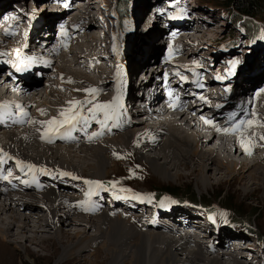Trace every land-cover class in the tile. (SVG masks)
I'll return each instance as SVG.
<instances>
[{
  "label": "bare ground",
  "instance_id": "obj_1",
  "mask_svg": "<svg viewBox=\"0 0 264 264\" xmlns=\"http://www.w3.org/2000/svg\"><path fill=\"white\" fill-rule=\"evenodd\" d=\"M24 1L25 0L22 1L20 7L18 6V18L16 17L17 19L11 20L12 24H14L13 27H15L16 30L18 29V33L13 39V42L8 43H10L11 46L19 47V50L25 55L26 53H31L34 55L38 67H42L38 68V71L41 73L42 79H45V82L44 86L41 87L40 81L42 80L39 77H35L31 73H27V75H19V77L16 78L14 84L11 85L9 92L14 95L12 96V99L17 101L16 103H18V106L24 107L26 111L23 113H18L16 110H13V116L8 120L1 121L0 123V130H2L0 132V139L3 140L0 141L3 143V145L0 144V166H3L5 169L9 163L15 164L16 168L18 167L17 165H19V172L22 174L25 171V168H27L29 165H32L34 166L32 168H35L37 173L40 174L41 177L39 178V182L43 183V185L40 187H36V185H30L25 187L23 190L6 189L2 186V177H7V179L4 180L10 184L14 183V179L12 174L9 175L11 172L6 171V174L5 171L2 169L0 170V214L2 213L7 215V218H1L0 216L1 250H3L5 247L4 244H2V240L5 243L8 236L13 237V240H10V242L14 244L20 242V239H17L21 236L23 239L25 238V240H28L29 242H35L36 240H39V238H37V232L39 227L42 226L41 224L51 225L54 228V231L58 233L56 234L58 237H61V229H59L60 225L58 224V221L61 219L66 220L70 224L83 225L84 229H81L83 233L87 232L86 228H93L96 225L90 220L91 218L86 215L83 217L77 216L76 218L71 219L72 206L69 205V200L65 198V193H60L59 191L56 192V190H54L57 189L59 185H57L55 188L53 184H50L47 180L43 182V175H41V170L39 168L42 165L48 167L50 166L52 169H55L54 167L58 166L56 168L58 170H63L65 166L64 164H68L67 166H70L69 168H74L76 165L81 168L80 170L88 171L95 176L108 175L109 173L115 172L116 170L118 163L116 162L115 156L116 154L123 153L120 150L121 144H125L127 148V145H129L132 140H134L133 145L136 148V152H138L141 159L147 160L151 169L157 175H166L170 169H176L179 167V165L185 166V164H200L204 166V169L214 165L216 168H225L228 175L239 173L245 174L249 168L261 165H263L261 167L264 169V139L261 138L264 137V131L261 130L262 125L258 117V104L261 95L258 92V95L252 96V92L254 91L251 90L252 87L249 88L246 93H243L244 90L242 89L248 88L252 84L255 85L256 83H247L246 85L241 83L235 85V82L238 79V73L236 74L235 71L234 73L229 74L225 77L220 88L216 92L217 94L215 97V103L220 106L214 110L207 108L204 104L200 103L198 100H195L193 92H191V84L188 83L189 77L192 74V71L189 68L190 62L198 60L200 63H202L203 60H205V57H203L202 54L197 59H195L193 54L198 52L201 53L203 51L202 47L205 44H201L200 42L198 49H196V43L194 40L196 38L199 40L210 37L209 34H211V31L216 30L217 27H211L212 25L210 26L207 24L204 18L202 21H204V24L206 25L200 21L195 24L194 22L180 18L175 22L178 24V26H167L166 29L169 27L168 32L177 27H180V30L176 31L174 29V32L169 33L167 42L168 49L165 54V59L163 58V62L161 60V63L156 66L157 64L155 63L157 61L155 62L154 55L158 50V46L154 40L157 38L156 36L158 33L153 30L154 35L152 36V39L154 43L152 42V44L154 45H148V37L145 33V28H149L152 25V23H150L152 19L148 20L151 18L150 15L155 13L154 15H156L157 18L158 16L160 17L157 8H159L161 4L158 3L159 5L156 8L153 6V13L150 12V14H148L146 17L143 16L140 24L139 21L137 24H135L136 26H139H137L136 30L132 32L131 36L133 37H131V40L134 42L133 45L135 48L133 46L132 47L134 50L136 49L135 52H140L139 57L141 60H143L144 57L147 58V60L141 61L142 63L139 66L142 70L139 72L141 73L144 71V69H146V64L150 65V68L154 67V70L157 71L159 67V72L165 69L164 75L161 76L160 74L159 80L156 83L157 85L149 90V92H146V101L150 100L149 106L155 105L152 103H155L156 100H158V103L171 102V110L175 112V115L166 116L162 119H159L156 121L157 125H155L152 122L155 120L152 117L154 112L147 110L145 105H143L140 106L142 109H140L141 111L137 109L139 112L138 114L143 117V119L140 121L136 120L138 124L136 123L135 129H131L130 124L135 122L133 119V114H135V112L129 107V104H132L137 97H143L145 95V93L139 88L135 89V86L131 87L130 85L131 92L129 95H127L129 100L126 103L123 96L127 90L124 88V91L122 92V87L117 81L116 84L118 86L111 87L112 93L114 92L117 94V96L119 95V102L118 106L113 104L112 108L107 110L109 115L108 119L105 118V111L97 110L94 113L89 111V109H94L95 105L98 104L96 102L97 100L95 99H100L102 94L109 92L103 91L105 85L102 81L104 79L106 81L107 77L110 79L112 78L111 80L114 81L119 73L117 72V68L114 64L116 57L119 56H116V53L119 52H114L112 44L114 43L115 45L117 42V46L119 48V46H121L120 41H116V38L111 37L112 44L107 46L106 50L102 51L103 45H107L106 38L105 36L100 38L95 34L94 30L96 29V22L87 13V10H90L89 6H87V10L76 13L74 12L76 11V8L69 6L73 0H56V5L54 4L55 0H47V2H43L42 6L40 5L41 2L38 3L40 0L36 1V3L34 2L35 0H29L31 1L30 4L32 5L30 8H28L29 5L25 7ZM106 1L107 0H104V2ZM115 2L116 0H114L113 5ZM154 2H156V0H154ZM194 3H190V14L201 18L205 16L208 20L213 22V25L217 24L218 20H216L210 12L213 11L212 9L208 10L204 7V5L201 6ZM63 4L69 7H64L61 9ZM16 8L17 7H14V9ZM24 9L27 10L26 13ZM32 9L34 10L35 14H33L34 16L31 15L32 17L28 19L27 14L29 11L32 12ZM12 10L13 9H10L7 12H12ZM57 10L64 11L65 13L59 12L53 16ZM145 10L146 9L143 11ZM143 11L141 12L144 14ZM117 12L115 13L112 10L111 14L114 13L115 16L117 14L118 17L119 12ZM196 12L200 13L197 14ZM0 13L2 12L0 11ZM3 13L6 12L3 11ZM47 13L49 14L47 16L49 19L50 17H54V21L57 20L62 24V30L59 34L60 37L58 39V44L52 49L51 53H48V55H54L51 56V59H45L43 55V50H45V47L42 44L47 40H42V38L48 39V30L44 31L45 34L39 31L34 36L33 32H30L32 31L30 28L31 22L27 24L29 27L25 25L27 21L29 22L30 19H35L36 17L39 18L40 15H42V18L39 24H44V18ZM72 13H76V15L74 17H69L68 15ZM53 20L49 21L52 22ZM256 21L257 23L259 22V20ZM170 24L174 23H171L170 21ZM35 26L36 24L33 25L32 28ZM38 29L42 30L43 27L36 28L34 31ZM204 30H208V32L206 33ZM52 31L55 30L53 29ZM160 32L161 30L159 31L158 35H160ZM242 32H244V30H242ZM180 33L188 35L189 38L179 39L178 35ZM260 33L264 34V29H261ZM76 35H79L78 38L76 37V41H80L78 46H76L78 44L77 42L75 45H73L71 42V38L73 39V37ZM81 40H83V42H81ZM159 43L160 42H157V44ZM182 44L183 46H181ZM255 45L256 49H254V51L256 53H259V51L264 53L263 35L257 36ZM8 47L0 44V48H4L6 50V56L8 54ZM39 48L41 50H39ZM184 53L186 55H184ZM71 55H74V57L72 56L73 59L67 61L65 58ZM111 55L113 58H111ZM217 56L222 58L220 54H217ZM6 60L8 61V58H6ZM92 60L101 62L100 66L95 69L94 74L97 75V73H103V75H100L101 78H99V80L102 81L100 82L97 78L95 82L96 86L91 84L94 83V81L91 79L89 80L86 75H84V77L83 75L75 76L78 71L75 70V68L74 70L72 69V67L80 66L84 67L83 70H86L87 66ZM122 60L123 58L121 59V63L123 64L124 60ZM262 62L264 63V58L262 59ZM84 63H86L85 66L83 65ZM127 70L128 69L122 71L124 73ZM137 71L138 69L134 70L132 74L129 73L127 79L125 80L129 81L131 79V75L133 76L137 73ZM80 72L82 73L81 70ZM120 75L121 74H119V77ZM262 75H264L263 69L259 73V76ZM54 78H58L57 83H55L56 81L54 82ZM70 80L76 81L78 84L71 85L69 84ZM253 82H255V79ZM205 84H209V82H206ZM63 87H67L69 90L65 91ZM93 88L97 91L94 94H91V91L88 90ZM158 89L160 90L158 91ZM209 89H211V87H209ZM133 90L135 91L133 92ZM163 90H166L168 93L166 97H164L162 94ZM239 90L241 95L237 93L236 96V91ZM63 91L66 92L68 96H65L66 94L64 93L62 94ZM40 92L45 93L46 97L42 98L48 101H44L43 99L40 100V98L37 99L35 97V94ZM225 94L228 95L231 102L230 104H227L223 107L224 104H222V99H224ZM117 96L112 98L109 96H103L104 98L101 100L102 102L99 103L111 104V102H113L114 98ZM83 98H85L87 103H82L75 106H72L68 103L69 101L85 102ZM146 101H136L134 104L143 103ZM30 106H33L38 111V118L40 122L37 123V134H34L30 128H25L35 124L32 114L33 112L27 109ZM70 107L74 112H78L79 114L77 119L73 122L75 125L74 127L68 124H63L64 126H57L49 125L47 123L54 117L57 121L63 120L65 117L61 116V112L65 109H69ZM218 110H220L219 113L217 112ZM209 111H211V113ZM207 112L210 114H207ZM44 115H47L48 118L44 117ZM93 115L95 118H93ZM79 117H84V119H80ZM205 120H210L212 123H206ZM101 121L104 122L103 126L100 123ZM248 121L252 122L250 129L253 134L257 135L258 146L252 151V147L255 146V143L252 141L250 148L251 154L247 155V152L244 154H246L245 158H251L253 155L257 156V158L253 159V162L251 159L248 161L240 160V162H237L235 159H230V156L228 157L227 155V153H229V148H234L233 154H236L235 143H228L227 139H225V137H221V135L229 133L237 135L240 130L246 126ZM148 123L152 125H148ZM187 123H189L190 128H195L196 125L201 124L210 133V136L203 138L200 136V134H196L194 131L190 132L188 128L189 126H186ZM218 128L220 131L217 130ZM224 129H229V131L225 132L223 131ZM81 130H84L85 132L80 133ZM93 133L100 134L93 135ZM118 133L120 135H117ZM90 137L91 139H89ZM202 144L213 145V147L208 150H203L201 149ZM61 145H63L64 148H62ZM259 147L261 151L258 154L257 151ZM146 151L149 153L144 155L143 152ZM153 152H155L156 155H154L155 153L153 154ZM223 153L226 154L223 155ZM215 154H218L219 156L222 155V157L217 158L216 156L215 158ZM19 156L25 159V162ZM69 159L75 161H70ZM158 160L163 161V164H169V162L170 164L165 167L161 165ZM174 160L177 161L174 162ZM239 165L241 171L236 172L237 170L235 169ZM106 166L108 167V172H106ZM206 177L207 176L202 173L201 181L206 182ZM262 178L263 182L261 184L264 186V176ZM92 185H94V183L90 184V186ZM60 186L72 188L70 185L60 184ZM242 188H244L245 191L249 189V187H247L245 184ZM69 196H73V194H69ZM29 197L31 199H38L41 201L40 204L43 205L46 210L45 218H40V215H35L31 212L26 213V209L28 208L21 207L20 204L22 203H19L21 202V199L24 201ZM36 208H39V206L36 205ZM14 209H16V211ZM171 215L175 218L181 217V214L178 211H173ZM99 216L102 217L104 224H109L108 226H111L108 231L93 236V241H96V239L99 240L103 236L110 239L121 234L120 237L122 238V242L119 243V246H116L113 242L109 243L112 245L108 249V251L111 252L110 256L112 263L226 264V262L223 261V258H225L223 255L212 254L211 256H206V251L197 246V244L195 245L192 240L186 236H179L178 238L172 236L169 237V235L168 237L165 236L160 232V229H164V226L161 224L158 225V227L147 228L146 230H148V232L146 233V230L143 232L139 231L134 223H132L128 218L122 217L121 215H112L110 213L100 212L96 215V217ZM33 217L37 218L36 223L33 225V234L35 233L33 236L35 237H30L27 236V232L30 231L28 228L29 222ZM193 223L199 224L198 221L194 220ZM102 227L103 229L105 228L104 225H102ZM14 229L16 231H14ZM171 231V229L168 230L170 234H172ZM143 233L148 235L145 236ZM219 233L225 238L228 236L229 232H222L220 230ZM73 234L83 237V234H80L79 231L74 232ZM233 235L232 236L236 239L241 238H239L238 234ZM209 238L210 235H206L204 237L205 241H208ZM244 241H247L248 243L244 249L249 250V242L255 241V239H247ZM221 243L222 239L220 238L216 246L212 247V251L216 252L217 246L221 245ZM126 245V248H128V251H130L127 252V250H125L123 254H120L121 250ZM131 250L133 253H131ZM229 260L230 261H228V264H244L241 263V260H244V258H241V260L231 258Z\"/></svg>",
  "mask_w": 264,
  "mask_h": 264
},
{
  "label": "rangeland",
  "instance_id": "obj_2",
  "mask_svg": "<svg viewBox=\"0 0 264 264\" xmlns=\"http://www.w3.org/2000/svg\"><path fill=\"white\" fill-rule=\"evenodd\" d=\"M22 1L23 0H0V11L2 13H3V11L8 13L9 16H10V14H12V15H14V19H17L18 18V15H17L18 6L20 7V4L22 3ZM36 1H38V0H35L34 2L36 3ZM44 1L47 2V0H40V1H38V3L41 2L40 5L42 6ZM113 1L114 0H107L106 1L109 9H111ZM194 2L197 5H201V6L204 5V7L208 10L212 9L213 11H210L212 13V16L216 20H218L217 24L211 26L214 28L217 27L216 30L211 31V34H209V35L211 37V40L215 41V42H213V45L215 46L214 47L215 55L220 54L221 56H224V57L233 58L236 61V67H237L236 74L238 73V75H237L238 79L235 82V85L241 84V83H243L245 85L247 83H250V84L251 83H257L260 80L261 76H259V73L262 69H263V73H264V63L262 62V59L264 58V53L262 51H259V53H256L254 51V49H256L255 43H256L257 36H261V35L264 36L263 33H260L261 29H264V0H258V1L256 0L257 10L262 9V11L255 12L256 11V9H255L254 13H246L243 11L240 12L241 8L239 9V11L237 9H234L236 7L238 8V6H236V7L233 6L232 1H229V0H193V2H192V0H156V2H154V0H123V2L121 1V3L123 4V7H124V10L122 12L123 13L126 12V17L123 16L124 21L120 20V22H118V19L120 18V16H122L121 9H120L121 5H118L115 3L113 5V12L116 13L118 11L119 12V13L117 12L118 17H117V14L115 16L114 13L110 16V18H111L110 22L112 24V27L110 29H108V34L111 33L112 38H116V41L119 40L121 43L120 44L121 46H119V48H118L117 42L114 45V43L112 44L111 38L108 40L105 37L107 39L108 43H107V45L104 44L102 47L103 48L102 51H104L107 49L108 44H110V45L112 44L113 45L112 48H113L114 52L115 51L119 52V53H116V56H118V55L119 56L116 57V59L114 61V64L117 68L116 70L119 73H118L117 77L114 79V81L111 80L112 78L110 79L108 77L106 78V81H105V79L103 81L99 80V78H101L100 75H103V73H99V74L97 73L96 76H97L98 80L100 82L101 81L104 82L103 84L105 85V88H103V91L104 92L109 91L108 93L102 94V96H100V99H95V100H97L96 102L98 104H100L102 102L101 100H103V98H104L103 96H109L110 98L117 96L116 93H114V92L112 93V89H111L112 86H118L116 84V81L121 85L122 92L124 91L123 90L124 88L127 90V92L123 96L125 98V103L128 102V100H129L127 95H129L131 92L130 85H131V87L135 86V89L139 88L142 92H144V89L146 87H150L149 90H151L155 85H157L156 83L159 80V76H160V74L162 75V73H163V71L159 72V67H158V71H157V70H154V67L150 68L149 67L150 65L146 64V69H144V71L141 73L139 72L142 70L139 66L142 63L141 61H145V60H147V58L144 57L143 60H141L139 57L140 52H135L136 49L135 50L133 49L134 42L131 40V37H133L131 35H132V32L134 30H136V27L139 26V25L136 26L135 24H137L138 21L140 24L143 16L146 17L148 14H150V12L153 11V6H154V8L158 7V5H159L158 3H160L162 5V8H166V11H168L169 15H172V17L169 18V17H167L168 16L167 14H162L160 17L158 16V18H157L156 15H154L155 14L154 13L153 15H150L151 18L148 19V20L152 19L150 21V23H152V25L149 28H145V33L147 34V37H148L147 38L148 39L147 40L148 45H154V44H152V42L154 43V41H155L156 45L158 46V50H157L156 54L154 55L155 56V62L156 61L158 62V63L157 62L156 63L154 62V63L157 64L156 66H158V64L161 63V60L163 62V60L165 59L164 54H166V52H167L166 44L168 47L167 42H168V37H169V33H170V32H168V29H169V27L173 26V24H171V26H169L168 29H166V27L168 25H170V24H168L170 22V19L176 18V15H174V14L180 9V5H182V3H186V5L188 6V9L190 10L191 9L190 3H194ZM24 3H25V7L29 5L28 8H30V6H32L30 4L31 1H29V0H25ZM237 4H239V2H237ZM149 6L151 9L149 8ZM14 7H17V8L14 9ZM28 8H27V10H28ZM10 9H13L12 12H7ZM144 9H146V10L143 11ZM24 10L26 13L27 10L26 9H24ZM141 11H143L144 14ZM59 12L62 13L64 11L57 10V12H55V14L53 16H55ZM2 13H0V16L2 15ZM196 13L199 14L200 12H196ZM33 14H35V12L32 9V12L29 11V13L27 14V18L29 19L30 17H32L31 15H33ZM48 15H49L48 13L45 15L44 24H42V25L39 24L40 20L42 18V15H40L39 18L36 17L35 19H30L29 22L27 21V23L25 25L27 26V24H29L31 22L30 28L32 29V31H30V32L31 33L33 32L34 36L39 31L41 33L45 34V32H44L45 30L46 31L48 30V32L53 30L52 26H53L54 21L50 22L49 20H53L54 17L53 18L50 17V19H49V17H47ZM159 18H160V20H159ZM158 20H159V22H158ZM247 20H250V22H246ZM256 20H261V21H259L257 23ZM144 21H145V19H144ZM35 24H36V26L34 28H32V26ZM115 24H116V26H115ZM27 27H29V26H27ZM40 27H43V29L42 30L38 29V30L34 31L36 28H40ZM243 28L245 29V32H242ZM153 30L156 31L158 34H159V31L161 30L160 35H158L156 33L157 34L156 37L158 39L155 38L154 41L152 39V36L154 35ZM204 31H206V33L208 32V30H204ZM78 36L79 35H76L75 37H73V39L71 38V42L73 45L78 43L76 45V46H78L80 44V41L79 42L76 41V37L78 38ZM1 37L2 36L0 35V38ZM55 37L56 36L54 35L53 39H55ZM178 37H179V39L189 38V36L184 34V33H180L178 35ZM248 37H249V40H248ZM42 40H47V39L42 38ZM52 41L54 42V40H52ZM229 41L231 42L230 43L231 47L228 48L226 50V52H224L222 50V47L225 43H227ZM81 42H83V40H81ZM157 42H160V43L157 44ZM181 46H183V44ZM75 50H76V47H75ZM184 55H186V54L184 53ZM193 55H194L195 59H197L201 55V53L198 52V53H195ZM72 56L74 57V55H71V56L67 57L68 59L67 58H65V59L67 61H70L73 59ZM111 58H113L112 55H111ZM122 58L124 60V61L122 60L123 64L121 63ZM176 58H178V57H176ZM85 64L86 63H84L83 65L85 66ZM74 68H75V70L78 71V73L75 76L83 75L80 72V70L82 71L84 69V67H80V66L72 67L73 70H74ZM125 69H128V70L123 73V71ZM136 69H138L137 73L134 74L133 76L131 75V79L129 81H126L125 79H127L128 74L129 73L132 74V72H134V70H136ZM245 70H247V71H245ZM145 73H146V75H145ZM119 74H121L120 77H119ZM67 76H69V75H67ZM83 77H84V75H83ZM254 79H255V82H253ZM41 80L43 81V82L40 81L41 87H43L45 79H41ZM160 80H161V78H160ZM93 81H94V83H91V84L95 85L96 80H93ZM26 82L28 83L27 80H26ZM74 82H76V81H74ZM76 84H78V82H76ZM252 85L248 88H242L244 90L243 93H246L249 90V88L252 87ZM63 88L65 90L67 87H63ZM68 90H69V88H67V90H65V91H68ZM134 91L135 90H133V92ZM63 93L66 94L65 96H67L66 92L63 91L62 94ZM94 93L91 92V94H94ZM144 93H145V95L143 97H137L134 102L135 103H136V101L142 102V100L146 101V92H144ZM237 93H239V95H241L240 90L236 91V96H237ZM10 96L12 97L14 95L12 94ZM35 97L37 99L40 98V100H41V99L45 98L46 96L40 92V93L35 94ZM83 99L85 100V98H83ZM43 100L48 101L45 99H43ZM134 102L132 104H129V107L135 112V114H133V119L135 120V122H132V124H130L131 129H135L136 123L138 124V122H136V120L140 121L141 119H143V117H141L138 114L139 113L138 110L141 109L139 107V105L142 103L134 104ZM222 102L224 104L223 105V107H224L225 105L230 104L231 100L228 97V95L225 94L224 99H222ZM152 104H154V103H152ZM52 107H54V106H52ZM30 108H31V110L33 109L32 114H33V119L35 121V124L32 126H29V127H25V128H30L34 134H37V123L40 122V120L38 118V111L33 106H30L28 110H30ZM219 111L220 110H218L217 112L219 113ZM152 122L155 125H157L156 120H155V122L154 121H152ZM148 125H152V124L148 123ZM186 126H189V123H187ZM188 128H189L190 132L195 131V129L190 128V126ZM9 130H12V129H9ZM1 131L2 130H0V132ZM117 135H120V134L118 133ZM1 140L2 139H0V141ZM133 142H134V140H132V142L129 145H127L128 150L134 151L132 158H131V156H127L126 158H123V159L119 158V161H117V158H116V162L118 164H117L115 172H111L108 175H104V176H101V175L95 176V175H92L88 171L80 170L81 168L76 166V165L74 166L73 169L75 171H79L83 175L93 176L92 179L93 178L94 179L110 178L114 174H116V175L117 174H124L125 173V170H124L125 167L123 166V164H127V162H129L131 159L134 160L136 158L137 161L144 164L143 166L147 171V173H146L147 180H144L143 183L137 182V184L134 185L135 187L137 186V188H140L143 186V188H152L153 189V185H154V188L160 187L159 185H163L165 187L167 186L168 188H179L180 187L183 189H189V190H191L190 196H191V198L194 199V201L201 202V201H204L206 199H209L207 201V203H212V205L216 204L217 206H220V208L225 207V206H222V204L225 201L230 202L231 203L230 207H233L237 211V214L239 215L240 218L236 219L234 217L236 220V225L227 230V232H229L228 237L231 238L233 236H236L233 234H238L239 237H243L245 239H255L257 241V244H258V245L254 244L255 250L258 249L257 251H260L262 248H264V186L261 184L263 182L262 177L264 176L263 175L264 169L261 167L263 165L257 166V167H251L245 172V174L239 173V174H233V175L229 174L228 175L226 173L225 168H222V169L216 168L214 165L212 167L204 169V166L200 165V164H197V165L185 164V166L179 165V167L176 169L175 168L170 169L166 175H157L153 172V170L151 169L150 164L147 162V160L141 159L138 152H136V148L133 145ZM227 142L228 143L230 142L229 139H227ZM122 144H121L120 150H123L126 148L125 144H123V145ZM61 146H62V148H64L63 145H61ZM68 146H70V145H68ZM123 146H124V148H123ZM212 147H213V145H209V144H207V145L202 144L201 145V149H203V150H208V149H211ZM233 152H234L233 149L229 148V153H227V155H228V157L230 156L229 157L230 159H232V160L235 159V161H237V162H240V160H247L248 161L250 159L253 162V159L257 158V156H254V155L251 158H245V157L239 156L237 153L234 155ZM147 153H149V152L148 151L143 152L144 155H146ZM154 153L155 152H153V154ZM78 154H81V153H78ZM224 154H226V153H223V155ZM118 155L120 156V153ZM154 155H156V153ZM216 156H217V158L222 157V155L219 156L218 154L217 155L215 154V158H216ZM70 161H75V160H70ZM158 161L161 165H163L165 167L170 164V162H169V164L168 163L163 164V161H161V160H158ZM176 161L177 160H174V162H176ZM250 164H251V162H250ZM64 165H65L64 169L61 171H65L67 169H70L69 168L70 166H67L68 164H64ZM40 167H44V168L46 167L45 170L47 169L46 171L43 170L42 168L40 169L41 175H43V177H42L43 182L47 180L50 184H55V185H59V186H60V184L61 185L62 184L67 185V184H65V182L68 183V179H66L65 177L59 179L56 176V175H59V173L58 174L56 173V171H58V169H56L58 166L54 167L55 169H52V168H50V166L48 167L45 165H42ZM235 170H237L236 172L241 171L240 165L237 166V168ZM108 171H109L108 167L106 166V172H108ZM202 173H204L207 176L206 182L201 181V174ZM260 173H262V174H260ZM48 174H51V175H48ZM43 178H45V179H43ZM244 184L247 187H249V189H247L246 191L244 190V188H242ZM49 186H51V185H49ZM57 189H54V190H56V192H58ZM19 203H22V204H20L22 208H28V209H26L28 211V212L26 211V213L31 212L32 214L40 215L39 216L40 218H43V217L45 218V216H46L45 207L40 204L41 201H39L38 199L34 200V199H31L29 197V198H26L24 201H22V199H21V202H19ZM36 205L39 206V208H36ZM71 209H72L71 219H74L77 216L83 217L86 215L89 218H91L90 220L94 224H96L95 227L86 228L87 232L83 233V231L81 230V229H84L83 225L70 224L66 220L61 219L58 221V224L60 225L59 229H61V237H58L56 235L58 233H56L54 231V228L51 225H45V224H41L42 226L39 227L38 232H37V236H38L37 238H39V240H36L35 242H29L28 240L26 241L25 238L23 239V237L21 236L17 239V240L20 239L19 240L20 242H17L16 244H14V243L10 242V240L11 241L13 240V237L8 236L5 243L2 240V242H3L2 244H4L5 247L3 248V250L0 249V264H120L121 262H117V263L111 262V260H112L111 256H110L111 252H109L108 249L112 246L109 244L110 242H113V243H115L116 246H119V243L122 242V238L120 237L121 234L119 236H115V238L113 237V238L109 239L108 237L103 236V237H101L102 239L100 238L99 240L96 239V241H93V236H95L99 233H103V232L108 231L111 225L108 226L109 224H104L102 221V217H100V216L96 217V215L98 213H94V214L81 213V212H77L73 207ZM14 210L16 211V209H14ZM187 213H189L190 217L195 215L194 211H192V212L189 211ZM0 216H1V218H4V217L7 218V215L2 214V213L0 214ZM97 218H99L100 220ZM159 220L162 223H165V220H161V219H159ZM36 221H37L36 217L31 218V221L29 222V227H28L30 231L27 232V236L31 237V236L35 235V233L33 234V232H34L33 225L36 223ZM102 225H104V227H105L104 229H103ZM162 226H164L165 230L160 229V232L167 237H168V235H169V237H171L172 235L170 234V232H168V230H170V227L166 226L164 224H162ZM14 231H16V230L14 229ZM77 231H79L80 234H83V237H79V235L73 234L74 232H77ZM152 231H153V228H152ZM145 232L147 233L148 230H146ZM146 233H143V234H145V236H146V235H148ZM59 235H60V232H59ZM33 237H35V236H33ZM222 237L224 238V236H222ZM156 246H158V245H156ZM126 247H127V245L125 247H123L120 254H123L125 252V250H127V252L130 251V250L128 251V248H126ZM131 253H133L132 250H131ZM263 253H264V251H263ZM206 256H211V255H206ZM223 261L226 262V264H228V261H230V260H228L227 258H223ZM241 263H243V262H241ZM125 264H133V263L126 262ZM155 264H159V263H155ZM177 264H179V263H177ZM246 264H252V258L246 259Z\"/></svg>",
  "mask_w": 264,
  "mask_h": 264
},
{
  "label": "snow or ice",
  "instance_id": "obj_3",
  "mask_svg": "<svg viewBox=\"0 0 264 264\" xmlns=\"http://www.w3.org/2000/svg\"><path fill=\"white\" fill-rule=\"evenodd\" d=\"M234 63H235V61H233V64ZM21 70L22 69L17 68V71H21ZM88 91H91V92L94 93L97 90L96 89H89ZM118 102H119V96H117L116 98H114V100H113V102H111V104H97V105H95V108L94 109H89V111H91L93 113L95 111H97V110L105 111V118L108 119L109 118V115H108V111L107 110L110 109V108H112V105L113 104H115V105L118 106ZM68 103L70 105H72V106H75V105H79V104H82V103H87V101H85V102H81V101H69ZM78 115H79L78 112H74L73 109L70 107L69 109H65V110H63L61 112V116L62 117H65L63 120L57 121L56 118L54 117L52 120L48 121L47 123L49 125H57V126L63 125V124H68V125H71L72 127H74L75 125H74L73 122L77 119ZM79 118L80 119H84V117H79ZM93 118H95L94 115H93ZM205 122L206 123H212V121H210V120H205ZM100 123L103 126L104 122L101 121ZM248 123L251 124L252 122L251 121H248ZM217 130L220 131L219 128ZM223 131L228 132L229 129H224ZM99 134L100 133H93V135H99ZM261 138L264 139V137H261ZM89 139H91V137ZM241 144L243 145V140L241 141ZM245 151L250 153V149H248L247 147L245 148ZM28 167L32 168L34 166L29 165ZM62 174L65 175V176L71 175V173H67V172L62 173ZM9 175H11V173H9ZM4 178L7 179V177H4ZM87 183H89V184H93V183L100 184V182H98V181H95V182L94 181H87ZM117 198L119 199L120 197H117ZM85 210H88V209H85Z\"/></svg>",
  "mask_w": 264,
  "mask_h": 264
},
{
  "label": "trees",
  "instance_id": "obj_4",
  "mask_svg": "<svg viewBox=\"0 0 264 264\" xmlns=\"http://www.w3.org/2000/svg\"><path fill=\"white\" fill-rule=\"evenodd\" d=\"M121 1L123 2V0H116V4H118V5H121L120 6V9H121V14H122V16H120V18L118 19L119 21L118 22H120V20H122V21H124V18H123V16L124 17H126V12L125 13H123L122 11L124 10V7H123V4L121 3ZM229 1H232V3H233V6H238V8L236 7V8H234V9H237L238 11H239V9H240V12L241 11H243V12H246V13H254V10L256 9V11L255 12H259V11H262V9H258L257 10V8H256V4H257V2H256V0H229ZM258 1V0H257ZM119 2V3H118ZM237 2H239V4H237ZM122 7V8H121ZM233 9V10H234ZM250 9V10H249ZM120 15V14H119ZM122 17V18H121ZM233 17V16H232ZM255 17V16H254ZM121 21V22H122ZM260 21V20H259ZM246 22H250V20H247ZM254 26V25H253ZM243 30H244V32H245V29L243 28ZM231 42L229 41V42H227L226 44H225V49H228V48H230L231 47V44H230ZM154 186V185H153ZM160 186V188H162V189H166V190H168L170 193H172V194H174L175 196H189V197H191L190 196V192H191V190H189V189H183V188H168L167 186L165 187V186H163V185H159ZM193 201H194V199L193 198H191ZM215 199V198H214ZM209 199H206L205 201H208ZM211 205V204H210ZM230 205H231V203L230 202H224L223 204H222V206H225L224 208H227L228 210H229V212H230V215H231V217L232 218H236V219H239L240 217H239V215L237 214V211L233 208V207H230ZM235 218H234V220H235ZM236 221V220H235Z\"/></svg>",
  "mask_w": 264,
  "mask_h": 264
}]
</instances>
